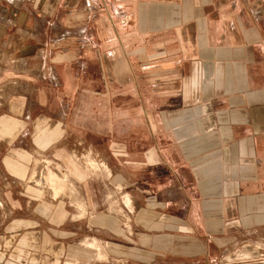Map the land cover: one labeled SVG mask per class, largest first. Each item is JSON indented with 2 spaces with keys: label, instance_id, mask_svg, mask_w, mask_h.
Listing matches in <instances>:
<instances>
[{
  "label": "crops",
  "instance_id": "obj_1",
  "mask_svg": "<svg viewBox=\"0 0 264 264\" xmlns=\"http://www.w3.org/2000/svg\"><path fill=\"white\" fill-rule=\"evenodd\" d=\"M49 149L87 219L33 198ZM83 225L119 237L89 264L264 261V0H0V264L81 262Z\"/></svg>",
  "mask_w": 264,
  "mask_h": 264
},
{
  "label": "rangeland",
  "instance_id": "obj_2",
  "mask_svg": "<svg viewBox=\"0 0 264 264\" xmlns=\"http://www.w3.org/2000/svg\"><path fill=\"white\" fill-rule=\"evenodd\" d=\"M26 160L31 162V165L26 167V173L28 174L26 183L31 185L35 191L34 193L37 195V197L35 195L33 198L37 199L38 196H42L43 198L49 197L48 200H51L53 197L55 198L57 196H63L66 207H68V204L71 203V205L75 206L76 209L81 212L80 215L76 216L75 218H88V216L82 214L86 205L84 204V200L78 196L74 185L69 182L70 175L68 172H66L67 168H62L61 166L57 165L54 149H49L47 152L33 150L29 156H26ZM103 165L104 162L101 159L89 160L85 167V174L88 172L92 176L93 174L96 176H105V174H108V172H103V169L106 168ZM105 170H107V168ZM97 187L96 196L98 197L99 207L106 210L108 209L111 213L115 214L112 217L118 220L120 219L121 209L126 211L130 217L129 199L127 197H122L123 195H120L119 184L101 182L97 183ZM68 208L72 207L70 206ZM74 232L77 234L72 238L70 237L66 243H71L74 241V243L78 244L77 241H80V246L71 247L69 250H71L70 252L75 255H79L80 251L83 252L80 257L82 258V261H64L63 263L59 264H89L90 260L94 258L100 262H103L105 259L103 252V241H114L119 238L103 231L87 232V228L84 225L80 226V228ZM114 233L117 232L114 231ZM92 237L96 238L97 240H90ZM260 264H264V261H262Z\"/></svg>",
  "mask_w": 264,
  "mask_h": 264
}]
</instances>
